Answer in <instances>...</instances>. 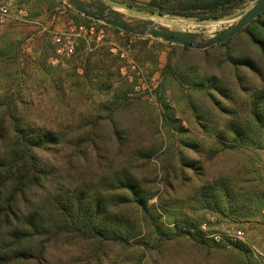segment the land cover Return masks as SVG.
<instances>
[{"label":"trees","instance_id":"obj_1","mask_svg":"<svg viewBox=\"0 0 264 264\" xmlns=\"http://www.w3.org/2000/svg\"><path fill=\"white\" fill-rule=\"evenodd\" d=\"M246 2L148 0L139 10L217 20ZM99 26L149 63L150 74L159 63L153 49L170 48L157 92L173 90L203 135L185 130L168 103L158 111L130 96L136 84L121 75L118 50L96 45L98 30L88 47L78 38L69 74L86 100L97 96L88 113L46 126L8 91L0 98V264H141L146 254L148 264H177L172 242L225 246L200 230L207 214L238 222L264 206L258 153L249 149H264V11L203 50ZM9 44L0 57L13 51ZM53 147L61 162L46 161ZM231 247L247 262L249 248Z\"/></svg>","mask_w":264,"mask_h":264},{"label":"rangeland","instance_id":"obj_2","mask_svg":"<svg viewBox=\"0 0 264 264\" xmlns=\"http://www.w3.org/2000/svg\"><path fill=\"white\" fill-rule=\"evenodd\" d=\"M0 1L23 4L27 7L33 20V22L15 21L0 24V48L7 47L9 43L13 45V51L10 55L0 57V98L5 91H8L9 95L21 101L26 108V112L36 122L43 123L46 126H52L51 122L53 121L67 122L70 121V116L78 117L80 113H88L92 102L97 99V96L94 95L91 100H86L85 96L77 89V86L72 83L73 79L69 74L71 65L77 63L70 62V58L76 49L77 39L84 37L72 32L75 45L73 52L70 54L58 53V45L52 39L55 32L58 34L70 32L68 22H71L76 25L93 27V33L85 37L87 47L92 40V35L98 30L96 45L110 46V50L114 54L117 50L120 52V63L122 65L120 73L130 82L136 84L129 93L130 96L138 97L153 105L158 111L163 101L168 103L175 110V118L180 120L181 126L191 133H198L199 129L195 130L196 124L193 118L181 113L180 105L176 101L173 90L172 94L169 89L163 93L157 92V88L162 81L160 68L165 63L168 52H170L168 46H165L158 53L156 49H153L154 54L158 56L159 63L158 69L150 74V64L146 63L143 66L134 60L128 50L121 45L119 38L112 35L109 30L99 26L104 23L95 19L89 25L81 23L79 21L80 13L62 0ZM106 1L125 12L160 18L176 29L196 30L205 34H212L226 27L256 0H247L245 8L242 10H237L231 15L217 20H196L169 14L152 15L141 9L139 10V8H144L148 0L133 1V8H127L125 5L118 3L119 0ZM61 36L63 37V35ZM152 39L169 43L157 38ZM53 45H55V54L52 53L51 49L49 50ZM58 64L60 69H58ZM76 72L80 74L81 69L78 67ZM64 74H67V76ZM60 75L62 77H59ZM70 82L72 83L71 88H69ZM53 83L56 84V87ZM159 126L162 132L161 121ZM202 135L200 131L197 136ZM249 149L258 153L257 164L260 171L262 169L261 174L264 179V149ZM46 153H48L45 158L46 161L55 163L63 160V151L60 150V153H57L55 147L49 149L48 152H44V154ZM151 160L156 162L155 157H152ZM156 196L157 194L150 199V202H156ZM199 228L206 238L213 240L215 243L225 241V246L200 248L186 240L172 242L168 253L177 264H256L253 253L260 257L264 256V206L255 217L238 222L214 214H207L205 222H202ZM237 230L243 232L245 241L229 242L225 232L234 233ZM213 234H219L220 239L215 240ZM238 242H241L250 250L247 262L239 253L232 251L231 245ZM64 252L69 255V250ZM141 264H148V254L145 255Z\"/></svg>","mask_w":264,"mask_h":264},{"label":"water","instance_id":"obj_3","mask_svg":"<svg viewBox=\"0 0 264 264\" xmlns=\"http://www.w3.org/2000/svg\"><path fill=\"white\" fill-rule=\"evenodd\" d=\"M80 14L114 26L135 36H149L191 49L203 50L234 37L264 11V0H256L221 30L205 34L196 30L176 29L155 21L152 16L125 12L106 0H62Z\"/></svg>","mask_w":264,"mask_h":264},{"label":"built area","instance_id":"obj_4","mask_svg":"<svg viewBox=\"0 0 264 264\" xmlns=\"http://www.w3.org/2000/svg\"><path fill=\"white\" fill-rule=\"evenodd\" d=\"M33 22L30 13L26 6L23 4H14L9 1H0V24L6 22ZM68 27L70 32H64L61 34L53 33L52 39L58 45L57 52L61 54H70L74 50L75 38H72L73 33L76 32L77 35L86 37L93 33V27H86L84 25H76L68 22ZM63 35V37L61 36ZM215 240L220 239V235H212ZM225 236L228 238L229 242L234 241H245L243 237V232L237 230L234 233L225 232ZM229 246V245H228ZM256 264H264V256L260 257L253 253Z\"/></svg>","mask_w":264,"mask_h":264},{"label":"bare ground","instance_id":"obj_5","mask_svg":"<svg viewBox=\"0 0 264 264\" xmlns=\"http://www.w3.org/2000/svg\"><path fill=\"white\" fill-rule=\"evenodd\" d=\"M155 21H157V22H160V23H164V21L162 20V19H160V18H153Z\"/></svg>","mask_w":264,"mask_h":264}]
</instances>
